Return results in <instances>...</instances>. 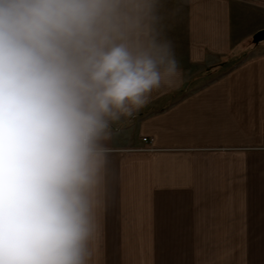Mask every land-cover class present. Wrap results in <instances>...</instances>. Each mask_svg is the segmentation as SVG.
Instances as JSON below:
<instances>
[{"label": "clouds", "instance_id": "9594fccd", "mask_svg": "<svg viewBox=\"0 0 264 264\" xmlns=\"http://www.w3.org/2000/svg\"><path fill=\"white\" fill-rule=\"evenodd\" d=\"M164 0H0V264H89L115 126L180 67Z\"/></svg>", "mask_w": 264, "mask_h": 264}, {"label": "crops", "instance_id": "0c3cea01", "mask_svg": "<svg viewBox=\"0 0 264 264\" xmlns=\"http://www.w3.org/2000/svg\"><path fill=\"white\" fill-rule=\"evenodd\" d=\"M233 1L164 0L180 76L115 126L89 264H264V39L234 63Z\"/></svg>", "mask_w": 264, "mask_h": 264}, {"label": "rangeland", "instance_id": "374dc122", "mask_svg": "<svg viewBox=\"0 0 264 264\" xmlns=\"http://www.w3.org/2000/svg\"><path fill=\"white\" fill-rule=\"evenodd\" d=\"M232 6H233V11L235 13V19H234L235 27H236L235 34L242 33L241 36L245 37L247 36V32L249 33L247 40L245 41L243 40L240 43L241 44L240 53L234 58V63H236L237 61H239L246 55L245 53L247 52V49L251 47L250 44H251L252 35H253L252 30L254 29L255 24L262 22L261 14L264 15V4L261 2L259 3L257 2L254 4L250 1L244 0L242 3V16L240 17V20H239V15L237 11V3L233 1ZM251 11L256 12L257 14L251 13ZM247 13H250L252 15H249L248 17H246ZM236 44H237V47L240 45L239 43H236ZM242 47H245V48L242 49ZM243 51L245 53H243Z\"/></svg>", "mask_w": 264, "mask_h": 264}, {"label": "water", "instance_id": "95a60500", "mask_svg": "<svg viewBox=\"0 0 264 264\" xmlns=\"http://www.w3.org/2000/svg\"><path fill=\"white\" fill-rule=\"evenodd\" d=\"M264 39V29L258 30L252 36V42L257 44Z\"/></svg>", "mask_w": 264, "mask_h": 264}, {"label": "built area", "instance_id": "2783aa9c", "mask_svg": "<svg viewBox=\"0 0 264 264\" xmlns=\"http://www.w3.org/2000/svg\"><path fill=\"white\" fill-rule=\"evenodd\" d=\"M144 141H146V138H143Z\"/></svg>", "mask_w": 264, "mask_h": 264}]
</instances>
